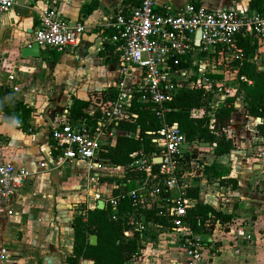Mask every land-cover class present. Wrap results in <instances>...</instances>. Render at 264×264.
<instances>
[{
	"label": "crops",
	"instance_id": "crops-1",
	"mask_svg": "<svg viewBox=\"0 0 264 264\" xmlns=\"http://www.w3.org/2000/svg\"><path fill=\"white\" fill-rule=\"evenodd\" d=\"M138 1L59 0L58 10L69 20L82 22L85 32L71 50L41 48L39 57L22 58L20 50L31 41L39 14L49 0H17L0 16V84H9L14 98L32 109L26 121L20 111L12 115L0 112V160L12 161L29 172L11 203L0 200V250L6 248L0 264H68L66 256L72 252L74 233L71 214L78 203L95 208L97 189L102 197L106 194L103 184L96 188V183L88 182L85 173L79 171L76 176L87 188L74 189L69 181L79 163L55 166L41 147L50 145V119L70 105L72 96L87 100L101 97V90L116 88L120 62L106 39L110 34L108 18ZM248 1L156 0L158 5L173 9L189 2L209 8L245 7ZM89 7L93 8L83 10ZM238 95L236 111L225 129L234 149L215 156L208 145L204 155L199 152L205 165L215 162L217 170L223 172L220 178H234L237 186L231 182L221 185L219 178L206 174L189 185L198 187L197 199H190L191 204L208 203L223 213H230L236 206L239 215L230 224L214 222L202 233L207 240H203L205 249L198 264H264V144L255 129L261 119L246 114L243 93L238 91ZM203 113V108L191 110L193 116ZM194 146L188 144L185 149ZM194 155L198 162V155ZM147 228L154 230V237L128 264H183L188 259L182 243L166 227ZM80 264L92 262L84 259Z\"/></svg>",
	"mask_w": 264,
	"mask_h": 264
},
{
	"label": "built area",
	"instance_id": "built-area-1",
	"mask_svg": "<svg viewBox=\"0 0 264 264\" xmlns=\"http://www.w3.org/2000/svg\"><path fill=\"white\" fill-rule=\"evenodd\" d=\"M58 2L49 0L48 7L39 14L28 45L36 41L40 49L56 52H65L78 45L86 27L82 22L66 18L56 7ZM16 3L17 0H0V16ZM107 27L110 29L107 42L120 62L116 97L105 101L99 96L91 98L93 106L85 110L90 115L98 110L94 125L87 123L85 118L71 120L68 107L53 116L49 121L52 143L42 146L41 151L55 166L77 162L85 168L88 182L103 183L106 194L102 197L97 189L95 200H104V207L108 205L113 216L119 203L127 198L148 206L163 201L169 214L167 221L171 223L168 230L182 243L188 258L183 264H198L205 249L204 236L193 231L185 219L191 201L182 196L177 170L179 159L188 152L185 149L188 143L178 125L163 123L153 132L152 142L158 151L139 150L130 154L133 159L129 165L143 170L145 176L127 190L114 193L119 183L100 180L123 176L120 166L110 165L102 157V147L112 144L118 134L129 135L118 130L116 125L136 116L128 112L134 95L140 102L150 104L160 119L163 113L170 111L168 103L182 87L218 91L223 86L222 103L227 97L237 96L239 80L252 83L239 75L240 64L248 59L264 69V10L238 5L209 8L195 2L173 9L167 4L158 5L156 0H139L111 15ZM246 41L250 46L255 44L248 57ZM231 74L236 81L230 80ZM9 78L14 79V75ZM233 83L236 94L230 92ZM12 88L17 89L15 85ZM233 104L235 106V99ZM153 164H158L157 172L153 171ZM150 177H158V183L148 187ZM28 178L26 169L16 167L12 161L0 160V200L11 203ZM11 212L9 209L8 213ZM128 233L125 231L126 235ZM0 257H6L5 247L1 248Z\"/></svg>",
	"mask_w": 264,
	"mask_h": 264
},
{
	"label": "trees",
	"instance_id": "trees-1",
	"mask_svg": "<svg viewBox=\"0 0 264 264\" xmlns=\"http://www.w3.org/2000/svg\"><path fill=\"white\" fill-rule=\"evenodd\" d=\"M248 6L250 9L262 11L264 0H249ZM93 7L83 10L89 11ZM254 46H250L248 41L245 42L246 57L253 51ZM238 73L252 80L251 84L239 80V90L244 96L246 114L261 119L255 124V129L264 144V69H260L246 59L240 64ZM100 93L104 101L114 99L117 89L109 87L101 90ZM212 95L211 90L203 87L179 88L169 101L170 111L163 113V119L155 114L150 104L140 102L134 95L128 106V112L136 116H131V120H121L116 125L118 130L129 135H116L114 142L103 145L101 152L102 157L107 159L110 165H118L123 169V176L104 177L100 180L119 183L118 189L113 190L114 193L135 187V182L143 179L145 173L138 167L129 165L133 159L130 154L139 150L145 153L158 151L152 142L153 132L159 130L163 123H176L188 144L208 143L212 146L215 156L234 149L231 138L225 132L231 123L232 113L236 111L233 104L234 97H227L221 105L212 107L210 105ZM71 100V104L68 105L71 120L78 121L85 118L87 123L94 125L98 118V110H94L93 115L85 110L93 106L92 99L83 100L72 96ZM198 108H204V113L201 116H193L191 110ZM17 111L21 112L26 121L32 109L14 98L9 84H0V112L12 115ZM179 160L180 168L177 170V175L183 187L182 196L192 200L197 199L198 187L189 185L187 175L183 174L188 169L192 170L189 167L190 162L196 160L195 155L184 152ZM152 167L154 172L158 171V164H153ZM217 168L215 162L208 166L199 163L198 168L194 167L195 172L199 170L208 177L219 178L221 185L231 182L233 187L237 186L234 178H220L223 172ZM127 180L130 183L126 184ZM151 183H158V177H150L148 187ZM77 213L73 219L72 252L66 256L68 264H80L84 259L90 260L92 264H128L141 254L145 242L154 237V230L147 228L150 227L148 223L171 229V223L167 221L169 214L163 201H155L148 206L127 198L119 203L115 216L108 205L102 209L78 208ZM238 215L239 210L236 206L230 213H223L208 203L194 201L187 207L185 219L193 231L204 233L210 229V224L214 222H219L221 225L230 224ZM125 231L129 233L126 235ZM91 234L97 236L96 244L89 243Z\"/></svg>",
	"mask_w": 264,
	"mask_h": 264
},
{
	"label": "rangeland",
	"instance_id": "rangeland-1",
	"mask_svg": "<svg viewBox=\"0 0 264 264\" xmlns=\"http://www.w3.org/2000/svg\"><path fill=\"white\" fill-rule=\"evenodd\" d=\"M217 7H219V8H222V7H225V6H223V5H220V6H217ZM235 78V76L233 75V74H231V78H230V80L231 81H236V79H234ZM233 79V80H232ZM233 81V82H234ZM234 85H236V84H234L233 83V85L232 86H230L231 87V93H234V91H235V86ZM212 93H213V95H212V102L213 103H211V105L212 106H219V105H221L222 104V100H220L221 99V97L220 96H222L224 93H225V90H224V88H223V86L221 87V90H218V91H216V90H213L212 91ZM237 92H235L234 94H236ZM238 96V95H237ZM237 96H234V99H235V103H236V101H237ZM256 121H259L258 119H256ZM188 150V153H190V154H196V155H198V162H196L195 160H192L191 162H190V167L189 168H192V170H186L183 174L184 175H187V177H188V182L190 183H192V182H194V181H196L199 177H201V175H202V173H201V171H199L198 170V172H195V169H194V167L195 168H198L199 167V162L201 163V164H204V158H199V152H201L200 153V155H204L202 152L203 151H207L206 149H207V146H200L199 144H196V146H194L193 147V149H189L188 147H186ZM201 157V156H200ZM206 162H207V160H206ZM75 171H73L74 169H72V178H70V181H69V183L71 184V186L74 188V189H77V190H80V187H81V184H83V182L84 181H82V178H80V177H78V176H76V173H77V171H79L80 173H85L86 172V170H85V168L82 166V165H80V164H78V165H76L75 166ZM194 174H195V177H193L194 176ZM190 179V180H189ZM103 183H98V185L96 184V188L100 185H102ZM94 185V183H92L90 186H93ZM86 207V205H84L83 203H78V206H77V208L74 210V212L71 214V219H72V221H73V219H74V217H75V215H77L78 213H77V209L78 208H85Z\"/></svg>",
	"mask_w": 264,
	"mask_h": 264
},
{
	"label": "water",
	"instance_id": "water-1",
	"mask_svg": "<svg viewBox=\"0 0 264 264\" xmlns=\"http://www.w3.org/2000/svg\"><path fill=\"white\" fill-rule=\"evenodd\" d=\"M198 36H199V32H198ZM40 53H41L40 47L36 41L31 42L30 45L23 46L20 50V56L22 58L39 57ZM199 145L200 146H208L209 144L208 143H199ZM96 208H98V209L104 208V200H98V202L96 204ZM72 227H73V225H72ZM89 243L90 244H96L97 243V236L95 234H91L89 236Z\"/></svg>",
	"mask_w": 264,
	"mask_h": 264
}]
</instances>
